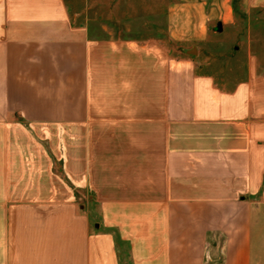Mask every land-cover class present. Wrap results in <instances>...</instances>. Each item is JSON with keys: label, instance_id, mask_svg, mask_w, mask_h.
I'll list each match as a JSON object with an SVG mask.
<instances>
[{"label": "crops", "instance_id": "1", "mask_svg": "<svg viewBox=\"0 0 264 264\" xmlns=\"http://www.w3.org/2000/svg\"><path fill=\"white\" fill-rule=\"evenodd\" d=\"M75 9L0 0V264H264V76L222 88ZM15 123L68 130L64 197L31 199Z\"/></svg>", "mask_w": 264, "mask_h": 264}, {"label": "rangeland", "instance_id": "2", "mask_svg": "<svg viewBox=\"0 0 264 264\" xmlns=\"http://www.w3.org/2000/svg\"><path fill=\"white\" fill-rule=\"evenodd\" d=\"M66 1L74 5L80 19L104 24L115 39L138 46L156 41L172 48L174 56L195 49L196 55L190 57L199 73L212 77L222 88L232 89L246 81L252 68L257 77L264 76V0ZM170 25L177 41L169 38ZM65 131L57 125L15 123V162L20 169L23 163L26 171L24 176L15 171V179L30 180L31 199L46 198L42 190H49L52 198L65 196V160H61H67L69 152Z\"/></svg>", "mask_w": 264, "mask_h": 264}, {"label": "water", "instance_id": "3", "mask_svg": "<svg viewBox=\"0 0 264 264\" xmlns=\"http://www.w3.org/2000/svg\"><path fill=\"white\" fill-rule=\"evenodd\" d=\"M219 27L221 28V25H219ZM189 55H196V50L193 49L192 51H188Z\"/></svg>", "mask_w": 264, "mask_h": 264}]
</instances>
